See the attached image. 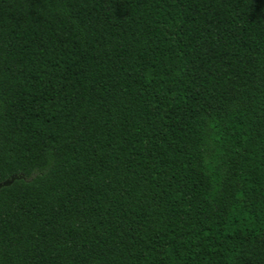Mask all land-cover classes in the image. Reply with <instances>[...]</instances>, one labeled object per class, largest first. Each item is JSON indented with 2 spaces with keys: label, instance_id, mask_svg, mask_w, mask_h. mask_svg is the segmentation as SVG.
<instances>
[{
  "label": "trees",
  "instance_id": "16d2710c",
  "mask_svg": "<svg viewBox=\"0 0 264 264\" xmlns=\"http://www.w3.org/2000/svg\"><path fill=\"white\" fill-rule=\"evenodd\" d=\"M0 264H264V0H0Z\"/></svg>",
  "mask_w": 264,
  "mask_h": 264
},
{
  "label": "water",
  "instance_id": "95a60500",
  "mask_svg": "<svg viewBox=\"0 0 264 264\" xmlns=\"http://www.w3.org/2000/svg\"><path fill=\"white\" fill-rule=\"evenodd\" d=\"M11 183H12V182H6V183L0 185V188H2L3 186L9 185V184H11Z\"/></svg>",
  "mask_w": 264,
  "mask_h": 264
}]
</instances>
